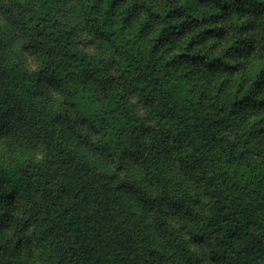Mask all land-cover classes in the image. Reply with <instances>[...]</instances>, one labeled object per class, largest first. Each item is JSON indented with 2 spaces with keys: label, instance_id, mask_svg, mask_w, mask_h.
<instances>
[{
  "label": "clouds",
  "instance_id": "clouds-1",
  "mask_svg": "<svg viewBox=\"0 0 264 264\" xmlns=\"http://www.w3.org/2000/svg\"><path fill=\"white\" fill-rule=\"evenodd\" d=\"M0 72V264H264V0H0ZM70 180L108 217L71 260Z\"/></svg>",
  "mask_w": 264,
  "mask_h": 264
},
{
  "label": "trees",
  "instance_id": "trees-1",
  "mask_svg": "<svg viewBox=\"0 0 264 264\" xmlns=\"http://www.w3.org/2000/svg\"><path fill=\"white\" fill-rule=\"evenodd\" d=\"M176 12L175 9H171L170 12L164 13L165 18H168L171 14ZM152 15L159 17V12H154ZM195 20V17L193 18ZM206 22V21H205ZM206 32L212 31V29L205 28ZM157 40L160 39L159 36L156 37ZM191 41H189V44ZM155 48L156 45H153ZM179 55L183 56L186 53H180ZM233 67L234 66H228ZM5 74L0 72V82L3 81ZM23 121V115L21 113L20 106L17 104L13 107H9L3 111H0V122L4 125H8L10 122ZM83 193V195H82ZM62 197H69L71 199V203L65 206L60 215L62 217H66V219L59 221L57 224H54L48 227L45 231L48 235L54 236V238L59 242L60 239L64 241H69L68 247L61 249L57 248L58 252H63L67 255L69 252L71 256H68V259L71 260L72 257L79 258L81 255L85 253L91 254L94 251L95 244L99 243L100 240L98 237L101 236V224L102 221L106 222L108 217L102 214L101 209H98L94 213H89L84 206L83 202H87L88 195L85 192L84 186L80 188H76L75 184L71 182L65 185L60 186L57 189V194L54 197L55 199H60ZM14 207L11 201L3 206V210L0 211V230L7 229L11 226L13 222V218L10 214V209ZM36 222V216H29L28 219L23 221L22 228L27 227L30 223ZM97 225H101V227H96ZM58 229V230H57ZM20 229H18L19 231ZM95 233V235H92ZM44 237H40L43 239ZM91 239L93 241L92 244H89L88 241ZM32 237L28 236L24 238L23 243L31 244ZM22 241L20 239L17 240L14 246V253L18 252L21 247ZM78 245V247H77ZM6 249L3 246H0V251H5ZM84 259L87 260L88 256H84ZM99 257H97V261ZM57 264H61L60 261Z\"/></svg>",
  "mask_w": 264,
  "mask_h": 264
}]
</instances>
